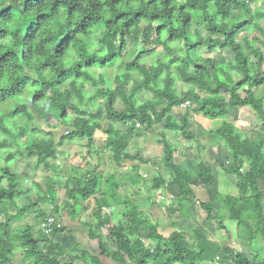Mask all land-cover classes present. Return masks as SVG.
Here are the masks:
<instances>
[{
  "label": "clouds",
  "instance_id": "1",
  "mask_svg": "<svg viewBox=\"0 0 264 264\" xmlns=\"http://www.w3.org/2000/svg\"><path fill=\"white\" fill-rule=\"evenodd\" d=\"M0 264H264V0H0Z\"/></svg>",
  "mask_w": 264,
  "mask_h": 264
}]
</instances>
